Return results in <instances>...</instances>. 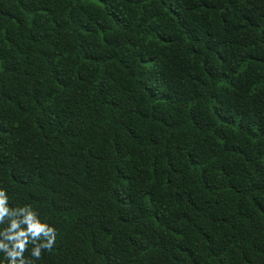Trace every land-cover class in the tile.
I'll list each match as a JSON object with an SVG mask.
<instances>
[{
	"label": "trees",
	"instance_id": "16d2710c",
	"mask_svg": "<svg viewBox=\"0 0 264 264\" xmlns=\"http://www.w3.org/2000/svg\"><path fill=\"white\" fill-rule=\"evenodd\" d=\"M0 188L31 264H264V0H0Z\"/></svg>",
	"mask_w": 264,
	"mask_h": 264
},
{
	"label": "clouds",
	"instance_id": "9594fccd",
	"mask_svg": "<svg viewBox=\"0 0 264 264\" xmlns=\"http://www.w3.org/2000/svg\"><path fill=\"white\" fill-rule=\"evenodd\" d=\"M8 199L6 189L0 188V224L6 221L9 223L0 232V252L6 254L8 264H31L23 255L29 244L34 245L32 257L40 259L42 250L50 251L55 244L56 229L42 222L38 213L30 206L11 209Z\"/></svg>",
	"mask_w": 264,
	"mask_h": 264
}]
</instances>
